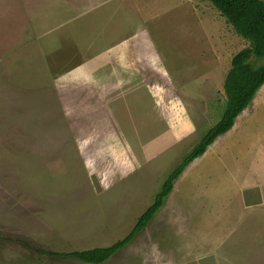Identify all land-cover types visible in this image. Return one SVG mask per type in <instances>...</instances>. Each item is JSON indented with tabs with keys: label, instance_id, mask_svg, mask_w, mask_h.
<instances>
[{
	"label": "rangeland",
	"instance_id": "obj_1",
	"mask_svg": "<svg viewBox=\"0 0 264 264\" xmlns=\"http://www.w3.org/2000/svg\"><path fill=\"white\" fill-rule=\"evenodd\" d=\"M247 46L207 0H0V264H85L54 253L125 237ZM179 177L103 264H264V184Z\"/></svg>",
	"mask_w": 264,
	"mask_h": 264
},
{
	"label": "trees",
	"instance_id": "obj_2",
	"mask_svg": "<svg viewBox=\"0 0 264 264\" xmlns=\"http://www.w3.org/2000/svg\"><path fill=\"white\" fill-rule=\"evenodd\" d=\"M207 1L226 19L235 34L248 43L246 48L232 57L230 68L225 75L223 82L225 107L220 119L202 135L199 142L172 170L153 203L138 218L125 237L108 247L54 253L55 256L73 258L85 264H103L130 244L164 205L174 182L184 169L201 157L216 138L233 127L236 117L247 108L256 92L264 85V2L262 0Z\"/></svg>",
	"mask_w": 264,
	"mask_h": 264
},
{
	"label": "crops",
	"instance_id": "obj_3",
	"mask_svg": "<svg viewBox=\"0 0 264 264\" xmlns=\"http://www.w3.org/2000/svg\"><path fill=\"white\" fill-rule=\"evenodd\" d=\"M264 116V86L244 112L235 120L234 127L221 135L207 152L189 164L181 179H242L239 190L250 186H263L264 179V135L259 133V141L247 140L248 125L260 127ZM256 121H253V120ZM226 151V153H225ZM210 154V155H208ZM224 155V156H222ZM178 180V179H177ZM175 181V184L177 182ZM247 183V185H246ZM173 184V188H175ZM192 187V186H191ZM172 188V189H173ZM174 189L171 191V198ZM186 193H191L185 191Z\"/></svg>",
	"mask_w": 264,
	"mask_h": 264
}]
</instances>
